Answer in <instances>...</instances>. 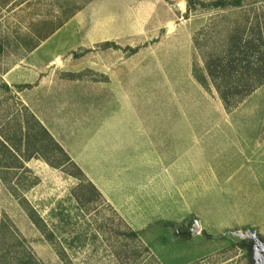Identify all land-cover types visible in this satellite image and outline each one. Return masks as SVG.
<instances>
[{
    "label": "rangeland",
    "instance_id": "obj_1",
    "mask_svg": "<svg viewBox=\"0 0 264 264\" xmlns=\"http://www.w3.org/2000/svg\"><path fill=\"white\" fill-rule=\"evenodd\" d=\"M258 21L264 0H0V264H264L256 195L223 185L137 230L54 134L145 96L155 111L178 97L193 113L261 115L264 83L228 110L207 69Z\"/></svg>",
    "mask_w": 264,
    "mask_h": 264
},
{
    "label": "crops",
    "instance_id": "obj_2",
    "mask_svg": "<svg viewBox=\"0 0 264 264\" xmlns=\"http://www.w3.org/2000/svg\"><path fill=\"white\" fill-rule=\"evenodd\" d=\"M152 98L120 101L115 111L88 116L68 140L54 130L130 226L179 219L227 190L223 185L240 194L232 200L256 195L264 202V113H193L178 97L167 102L175 107L155 111ZM234 215L248 218L241 208Z\"/></svg>",
    "mask_w": 264,
    "mask_h": 264
},
{
    "label": "trees",
    "instance_id": "obj_3",
    "mask_svg": "<svg viewBox=\"0 0 264 264\" xmlns=\"http://www.w3.org/2000/svg\"><path fill=\"white\" fill-rule=\"evenodd\" d=\"M114 44L108 40L101 48ZM74 54L78 56L75 51ZM207 69L228 110L263 84L264 22L258 21L247 33L245 31L235 33L226 52L208 61ZM21 86L29 87L31 84L24 83ZM133 234L138 235L136 231H133Z\"/></svg>",
    "mask_w": 264,
    "mask_h": 264
},
{
    "label": "water",
    "instance_id": "obj_4",
    "mask_svg": "<svg viewBox=\"0 0 264 264\" xmlns=\"http://www.w3.org/2000/svg\"><path fill=\"white\" fill-rule=\"evenodd\" d=\"M199 229V225L197 224L194 231H197Z\"/></svg>",
    "mask_w": 264,
    "mask_h": 264
},
{
    "label": "bare ground",
    "instance_id": "obj_5",
    "mask_svg": "<svg viewBox=\"0 0 264 264\" xmlns=\"http://www.w3.org/2000/svg\"><path fill=\"white\" fill-rule=\"evenodd\" d=\"M171 27V26H170Z\"/></svg>",
    "mask_w": 264,
    "mask_h": 264
}]
</instances>
